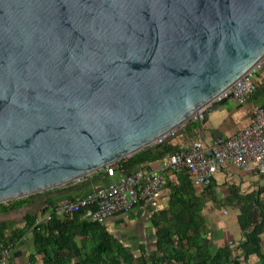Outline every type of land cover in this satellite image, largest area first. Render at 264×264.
Instances as JSON below:
<instances>
[{"label": "water", "instance_id": "1", "mask_svg": "<svg viewBox=\"0 0 264 264\" xmlns=\"http://www.w3.org/2000/svg\"><path fill=\"white\" fill-rule=\"evenodd\" d=\"M264 60V0H0V203L174 135Z\"/></svg>", "mask_w": 264, "mask_h": 264}, {"label": "trees", "instance_id": "2", "mask_svg": "<svg viewBox=\"0 0 264 264\" xmlns=\"http://www.w3.org/2000/svg\"><path fill=\"white\" fill-rule=\"evenodd\" d=\"M197 126L198 121H191L186 128L195 130ZM177 139L179 142L166 139L135 153L122 160V167L125 171L150 167L153 162L175 152L181 142L194 141L184 134ZM187 174L179 177V183L167 184L170 189L169 207L159 211L152 220L156 228L154 247L141 246L138 254L131 246L121 243L105 223L86 219L84 210L63 216L51 213L50 218L36 223L39 215L56 204L46 205L38 213H26L21 225L9 227L5 223L0 224L1 247L12 246L31 233L34 253L29 257L30 264H250L251 255L258 256L264 263L262 190L242 195L235 186H231L230 197L220 200L212 197L214 207L232 206L239 211L237 222L242 234L236 246L237 253L229 244L215 249L212 237L206 234L208 226L202 214L203 199L211 193L213 180L199 194ZM98 175L101 176L102 172ZM106 178L109 182L110 178ZM30 197L7 201V209L26 205Z\"/></svg>", "mask_w": 264, "mask_h": 264}, {"label": "crops", "instance_id": "3", "mask_svg": "<svg viewBox=\"0 0 264 264\" xmlns=\"http://www.w3.org/2000/svg\"><path fill=\"white\" fill-rule=\"evenodd\" d=\"M254 83L256 86L255 90L244 104H240L235 99L230 98L217 109L210 112L208 120L201 126V129H199L198 126L195 130L186 128L191 121H197L191 120L167 139H174V141L179 142L180 139L177 138L184 134L188 139L194 140L193 142L199 140L210 144L216 136L231 137L235 135L247 126L249 122L248 108L250 104L256 103L264 106V62H262L261 67L254 75ZM195 136L196 138H194ZM192 143L181 142L179 147ZM125 159H128V157ZM160 160L153 162L151 166H157ZM135 169L136 168H132L130 171ZM98 173L99 172L93 173L86 177L81 184H77L78 182H76L70 187L67 186L66 190L63 188L57 192L45 193L43 196L41 194L31 195L28 203L22 207L7 209L9 203L4 202V204L0 206V224L5 223L9 227L15 226L13 220L17 218V211L20 209H26L33 205L37 207V211L30 212L38 213L46 205L58 204L75 199L89 190L107 183L108 178H106L105 175L100 176ZM187 173L185 168L166 171L164 174L161 199L158 206L153 207L150 203L141 201L131 211L117 213L110 217L105 222L108 230L112 232L121 243L131 246L136 254L139 253L141 246H145V248L154 247L156 228L153 226L152 220L153 217L155 218V216H157L159 211L168 209L169 207L170 189L167 184L179 183V177L181 178ZM211 180H213V188L211 193H208L207 198L203 199L202 208V214L208 226L206 234L212 237L215 249L226 244H229L232 248L233 243L238 244V241L242 237L237 222L239 211L232 206L214 207L215 202L212 200V197L215 196L216 199L219 200L230 197L231 186H235L239 194L242 195L260 189L264 196V173L257 174L255 172L246 171L235 165H224L217 170L215 176ZM192 185L194 186V184ZM195 191L199 193L196 187ZM26 213L28 212L22 214L23 217ZM31 236V233H28L11 246V260L15 264H30L29 257L34 253ZM1 248L0 244V249ZM262 250L264 252V243L262 244ZM249 260H251L252 264L262 262L256 255H251Z\"/></svg>", "mask_w": 264, "mask_h": 264}, {"label": "built area", "instance_id": "4", "mask_svg": "<svg viewBox=\"0 0 264 264\" xmlns=\"http://www.w3.org/2000/svg\"><path fill=\"white\" fill-rule=\"evenodd\" d=\"M262 62L264 60L236 80L218 98L230 95L238 103L244 104L255 90L254 75ZM202 112L192 120L200 121ZM248 117L247 126L235 135L216 136L210 144L198 140L190 145L180 146L161 159L157 166L125 171L122 167L124 159L114 162L104 169L105 175L110 178L107 184L89 190L75 199L56 204L39 216L36 223L50 218L51 213L63 216L82 210L86 219L105 223L117 213L131 211L141 201L156 207L161 199L164 174L168 170L185 168L199 193L205 191L217 170L224 165H235L246 171L263 174L264 106L251 103ZM168 137L159 139L157 143ZM0 264H15L11 260V245L0 249Z\"/></svg>", "mask_w": 264, "mask_h": 264}, {"label": "rangeland", "instance_id": "5", "mask_svg": "<svg viewBox=\"0 0 264 264\" xmlns=\"http://www.w3.org/2000/svg\"><path fill=\"white\" fill-rule=\"evenodd\" d=\"M30 211H33V212H36L37 211V207L31 205V207H28V208H23V209H20L19 211H17V218H14L13 222L15 224V226L17 225H21L24 221H23V213L24 212H30ZM43 214L39 215V216H42ZM236 246L237 244L236 243H233V246H232V249L234 250V253H237V250H236ZM253 260V259H252ZM249 263L252 264L251 260H249ZM245 264V263H243ZM255 264H263L262 262H257Z\"/></svg>", "mask_w": 264, "mask_h": 264}, {"label": "bare ground", "instance_id": "6", "mask_svg": "<svg viewBox=\"0 0 264 264\" xmlns=\"http://www.w3.org/2000/svg\"><path fill=\"white\" fill-rule=\"evenodd\" d=\"M209 185V184H208Z\"/></svg>", "mask_w": 264, "mask_h": 264}]
</instances>
